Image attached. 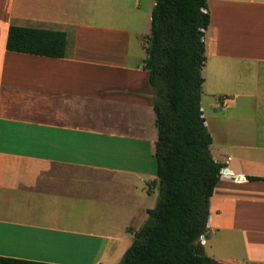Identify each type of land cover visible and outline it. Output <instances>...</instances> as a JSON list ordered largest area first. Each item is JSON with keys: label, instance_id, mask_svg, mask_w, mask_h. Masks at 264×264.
Wrapping results in <instances>:
<instances>
[{"label": "crops", "instance_id": "crops-1", "mask_svg": "<svg viewBox=\"0 0 264 264\" xmlns=\"http://www.w3.org/2000/svg\"><path fill=\"white\" fill-rule=\"evenodd\" d=\"M140 1L0 0V257H121L148 220L158 130L144 69L152 14ZM208 5L202 108L227 172L204 248L221 263L264 264V0ZM21 22L65 32L66 56L8 51Z\"/></svg>", "mask_w": 264, "mask_h": 264}, {"label": "trees", "instance_id": "trees-1", "mask_svg": "<svg viewBox=\"0 0 264 264\" xmlns=\"http://www.w3.org/2000/svg\"><path fill=\"white\" fill-rule=\"evenodd\" d=\"M208 0H157L144 69L158 130L155 158L159 198L119 264H225L202 244L209 238L211 198L226 165L212 153L202 108ZM10 52L64 58L63 31L10 25ZM251 180H260L250 178ZM0 264H49L0 257Z\"/></svg>", "mask_w": 264, "mask_h": 264}, {"label": "rangeland", "instance_id": "rangeland-1", "mask_svg": "<svg viewBox=\"0 0 264 264\" xmlns=\"http://www.w3.org/2000/svg\"><path fill=\"white\" fill-rule=\"evenodd\" d=\"M153 1L154 2H156V0H141L140 2H141V4H142V6H143V11L144 12H146V15H144L145 16V18H146V20H147V12H149L150 11V13L152 14V12H153V9H154V5H153ZM19 24H24V26H31V27H36V26H40V25H35L34 26V24L32 23V22H25V23H19ZM147 37H146V40H147V38L150 36V34H151V24H150V26L149 27H147ZM205 105H207V103L205 104ZM159 187H158V189H156V190H153L152 192H150L149 194H151V200L149 201L150 202V204H152V206H154V208L156 207V205H157V202H158V198H159ZM149 218V217H148ZM135 226V225H134ZM126 234H129L128 232H126ZM205 242V239L203 238L202 239V244L204 245V242ZM91 258V264H98V263H100V264H113V262H115L114 260H118V264L123 260V258H124V255H122L121 257H115V256H104V257H94L93 259H92V257H90Z\"/></svg>", "mask_w": 264, "mask_h": 264}, {"label": "water", "instance_id": "water-1", "mask_svg": "<svg viewBox=\"0 0 264 264\" xmlns=\"http://www.w3.org/2000/svg\"><path fill=\"white\" fill-rule=\"evenodd\" d=\"M225 172H227V171H226V169H225V170H223V173H225Z\"/></svg>", "mask_w": 264, "mask_h": 264}, {"label": "built area", "instance_id": "built-area-1", "mask_svg": "<svg viewBox=\"0 0 264 264\" xmlns=\"http://www.w3.org/2000/svg\"><path fill=\"white\" fill-rule=\"evenodd\" d=\"M204 242V241H203Z\"/></svg>", "mask_w": 264, "mask_h": 264}]
</instances>
